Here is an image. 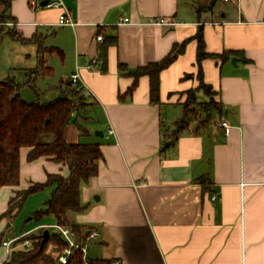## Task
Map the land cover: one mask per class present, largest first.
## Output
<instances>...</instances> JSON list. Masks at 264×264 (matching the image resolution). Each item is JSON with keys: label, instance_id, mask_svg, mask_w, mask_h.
<instances>
[{"label": "crops", "instance_id": "crops-1", "mask_svg": "<svg viewBox=\"0 0 264 264\" xmlns=\"http://www.w3.org/2000/svg\"><path fill=\"white\" fill-rule=\"evenodd\" d=\"M62 1L64 7L54 8L12 0L14 20L7 26L35 40L25 44L2 37L0 79L14 75L24 84L42 58L52 75L59 74L58 84L46 90L61 94V80L79 74L88 104L77 122L87 132L72 123L64 136L69 142L98 143L103 154L98 173L81 188L87 207L70 213L74 222L98 232L85 244V257L110 262L105 264H264V0ZM65 9L73 25L59 24ZM199 25L209 52H238L223 63L203 61L205 80L218 92L223 111L200 132H184L162 147L171 130L163 129V107H183L185 92L197 85L196 78H183L197 72L196 42L162 72L160 105L150 103L146 76L121 100L133 79L119 73L118 63L133 69L160 60ZM99 34L118 37L106 49L105 66ZM41 48L48 51L40 53ZM36 79L25 83L21 94L25 86L37 92ZM221 120L231 125L229 132ZM90 126L103 135H92ZM29 150L20 149L19 185L0 188V216L15 190L43 183L49 174H69L67 165L49 157L29 161ZM52 188L31 194L17 214L0 219V264L33 243L19 240L8 249L5 240L42 234L45 228L56 231L54 215L41 222L30 218L46 206ZM38 193H44L40 207L27 209Z\"/></svg>", "mask_w": 264, "mask_h": 264}, {"label": "trees", "instance_id": "trees-1", "mask_svg": "<svg viewBox=\"0 0 264 264\" xmlns=\"http://www.w3.org/2000/svg\"><path fill=\"white\" fill-rule=\"evenodd\" d=\"M12 0H0V41L4 35L21 43H30L35 38H26L15 27L6 24L14 18L9 13ZM195 41L197 72L186 73L183 78H196L197 85L185 92L186 98L182 103L183 116L176 121L175 127L170 130L168 139L162 141V147L175 143L184 133H198L212 120L215 111L222 113L223 104L216 99L218 92L205 80L203 61L211 58L221 63L231 59L238 52L224 50L221 53L209 52L204 37V26L199 25L195 34L183 41L174 42L172 48L162 59L149 62L146 65L130 68L119 62L118 71L121 75L132 77L133 81L124 94H119L123 100L132 95L138 86L141 77L149 78V98L153 105H160L161 74L170 67L182 54L186 52L190 42ZM118 43L117 35H108L103 39L101 58L106 64V49ZM48 51L41 48V52ZM53 69L47 66L40 58L38 67L28 72L26 84L33 85L37 76H50ZM25 83L17 81L14 75L0 79V188L2 186H18L20 183V149L29 147L27 158L33 161L39 157H49L56 162L68 166L69 174H49L43 183H33L26 189L15 190L10 199L8 209L0 216L13 217L23 207L27 198L47 187H53L46 206L30 214L31 220L41 222L44 217L54 215L58 226L71 228L76 241L87 243L90 230L70 218V213L84 210L87 205L82 204L80 192L82 185L98 173V162L102 158V150L98 143L69 142L64 136L65 129L72 123L82 133L87 130L77 122L80 111L88 104L84 89L72 80H61L58 87L61 90L59 97L42 103L38 99L29 101L21 94ZM199 93L207 99L200 100ZM17 212V213H16ZM32 239V246L28 249L13 250L10 257L3 264H64L58 259L68 243L58 231L51 233L49 239L42 245L41 234H25L20 240ZM52 244L53 248L50 249ZM110 263L103 259H87L81 249L73 248L65 264H105Z\"/></svg>", "mask_w": 264, "mask_h": 264}, {"label": "rangeland", "instance_id": "rangeland-1", "mask_svg": "<svg viewBox=\"0 0 264 264\" xmlns=\"http://www.w3.org/2000/svg\"><path fill=\"white\" fill-rule=\"evenodd\" d=\"M203 3H205V2H203ZM55 58H58V57L55 56ZM50 63H53V62L50 61ZM58 81H59V74L58 73H54L53 75H50V76H39V78L36 79V83H35L37 92L35 91V89L33 87L25 86L23 88L22 95L25 99H27L29 101H33L35 99H38L42 103L51 101V100L57 98L60 94L58 91H55L53 89L46 90L47 86L50 84H58ZM199 99L204 100L207 98L203 93H199ZM216 99H218L217 96H216ZM215 113H216V115L218 114L216 111H215ZM82 115H83V112H81V117H82ZM163 115H164L163 129L167 133L170 129H173L176 121L179 120L183 116V107H181L180 105H174L173 107L165 106V107H163ZM98 119L102 124L105 123L103 118L98 117ZM90 127H91L90 128L91 134L95 135L97 130L93 129L92 126H90ZM101 127H103V129L106 130V125L103 124V125H101ZM38 194H40V195H37L36 197H33V199H31L30 203L28 204L27 209H34L36 207L37 208L40 207V206H38V204L41 203L40 201H43L42 199L44 197V193H38ZM39 205H41V204H39ZM6 235L9 237H12L13 236V230L10 233L7 232Z\"/></svg>", "mask_w": 264, "mask_h": 264}, {"label": "built area", "instance_id": "built-area-1", "mask_svg": "<svg viewBox=\"0 0 264 264\" xmlns=\"http://www.w3.org/2000/svg\"><path fill=\"white\" fill-rule=\"evenodd\" d=\"M30 1H31L32 6L36 7V6H41L44 0H30ZM44 6L60 8V7H64V3L62 0H47V3ZM128 20H129L128 17L124 18V21H128ZM59 24L61 25H73L74 24V20L71 18L69 12L66 11V9L59 16ZM103 39H104L103 34H99L96 36L97 41H103ZM78 77H79L78 73L73 74L71 80L74 83H77ZM219 123L222 127L225 128L227 132H229L231 125L226 120H221ZM109 132L112 133L113 130L110 129ZM213 198L215 197L213 196ZM56 230L59 232L62 238L68 243V245L63 249V251L60 254H58V259L61 263L65 264L67 262L68 256L72 253L73 248L75 247L81 249L84 254V258H86L85 257L86 245L80 244L76 241V238L74 234L72 233V230L70 227L57 226ZM97 236H98V232L90 231L88 232L86 240L88 241L90 239H94ZM21 237H17L14 240H5L3 242V245L6 246L8 249H12L17 245L15 244L13 246L12 243L13 242L17 243ZM25 243H28V241H26ZM115 264H119V262H115Z\"/></svg>", "mask_w": 264, "mask_h": 264}, {"label": "water", "instance_id": "water-1", "mask_svg": "<svg viewBox=\"0 0 264 264\" xmlns=\"http://www.w3.org/2000/svg\"><path fill=\"white\" fill-rule=\"evenodd\" d=\"M46 3H47V0H44L41 5L44 6ZM237 60H238L237 57H233L232 58V62L233 63H236ZM96 134H99V135L102 136L103 132L97 130ZM41 236H42L41 244L43 245L49 239V237L51 236L50 229L49 228H45V230L42 232Z\"/></svg>", "mask_w": 264, "mask_h": 264}]
</instances>
